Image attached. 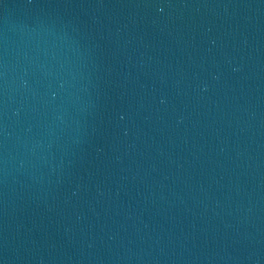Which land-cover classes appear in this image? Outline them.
<instances>
[{
  "label": "water",
  "instance_id": "1",
  "mask_svg": "<svg viewBox=\"0 0 264 264\" xmlns=\"http://www.w3.org/2000/svg\"><path fill=\"white\" fill-rule=\"evenodd\" d=\"M0 264H264V0H0Z\"/></svg>",
  "mask_w": 264,
  "mask_h": 264
}]
</instances>
